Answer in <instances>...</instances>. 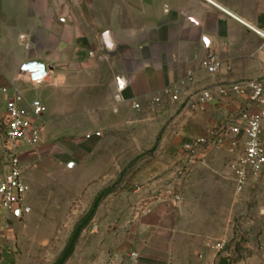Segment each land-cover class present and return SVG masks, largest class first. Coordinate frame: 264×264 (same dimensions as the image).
I'll return each instance as SVG.
<instances>
[{
    "label": "crops",
    "instance_id": "1",
    "mask_svg": "<svg viewBox=\"0 0 264 264\" xmlns=\"http://www.w3.org/2000/svg\"><path fill=\"white\" fill-rule=\"evenodd\" d=\"M262 35L264 0H0V162L2 119L10 93L17 91L25 111L33 101L44 107L37 119L39 143L19 149L22 177L39 163L76 168L89 160L94 176L85 188L96 182L106 186L117 157L129 154L130 140L137 144L133 151L146 150L168 123L164 140L185 144L223 126L244 108L240 97L198 107L188 95L222 82L264 77ZM210 53L220 63L215 77L201 67ZM32 62L46 69L41 81L22 72ZM117 77L127 84L122 93L117 91ZM169 89L180 93L177 101L164 95ZM261 138L264 143V119ZM226 147L206 149L193 164L184 163L180 155L181 169L187 168L178 202L172 204V197H148L131 221L127 218L131 210L125 214L121 225L127 224L126 229L115 233L114 244L111 238L95 253L89 247L84 258L81 237L72 260L79 264L231 261L224 246L234 237V220L248 189L261 182L259 176L251 178L244 192L236 195ZM162 148L155 164L163 161V155L172 165L177 152ZM158 172L154 165L132 182ZM261 214L244 254H237L233 264H264V211ZM69 235L58 240L59 252ZM50 240L49 235L40 243Z\"/></svg>",
    "mask_w": 264,
    "mask_h": 264
},
{
    "label": "rangeland",
    "instance_id": "2",
    "mask_svg": "<svg viewBox=\"0 0 264 264\" xmlns=\"http://www.w3.org/2000/svg\"><path fill=\"white\" fill-rule=\"evenodd\" d=\"M167 126L168 123L162 127L152 147L146 150L133 151L137 144L130 140L129 154L117 157V165L107 173L110 182L106 186L96 182L85 188L84 184L94 176L95 167L89 160L76 168H67L62 164L45 166L44 163H39L28 169L23 180L29 188L26 206L29 207L30 214L21 221H14L12 225L14 238L12 240L10 237L7 242L9 255L6 264H54L63 251L59 252L58 240L72 233L75 224L89 211L94 198L105 189H110L112 193L101 203L103 206L99 215H95L80 235V256L84 258H87L89 247L95 253L104 249L111 238L114 239V244L117 238L115 233L119 234L126 229L127 224L121 225L125 214L131 210L127 217L131 221L134 213L148 201V197L170 198L178 195L187 168L181 169L180 155L184 144L175 145L170 140H164ZM116 146L120 147V141ZM145 146L148 144L145 143ZM159 148L163 152L170 148L177 152L174 154L177 159L172 165L164 160L166 158L163 155L160 157L163 161L155 164ZM154 165L159 171L157 175L140 182H132L139 173ZM259 182L261 185L248 189L241 213L234 220V237L224 246L230 260H234L237 254H244V246L250 238L249 233L260 222L261 212L264 211V173L259 176ZM229 191L227 186L224 192L228 195ZM49 235V244L42 245L40 241ZM35 245L39 246L36 248L38 252L30 250ZM72 256L66 264H79L72 260Z\"/></svg>",
    "mask_w": 264,
    "mask_h": 264
},
{
    "label": "built area",
    "instance_id": "3",
    "mask_svg": "<svg viewBox=\"0 0 264 264\" xmlns=\"http://www.w3.org/2000/svg\"><path fill=\"white\" fill-rule=\"evenodd\" d=\"M264 39V35H262ZM202 69L211 77L220 70V63L210 53L201 63ZM117 91L122 93L127 84L122 77L115 79ZM4 93L9 91L3 90ZM2 124L4 127V155L0 162V264L7 252V242L14 238L12 225L30 213L24 203L27 192L22 177L19 158L21 146L34 147L39 143L41 127L37 119L44 112L38 101H33L25 111L21 105L23 96L10 93ZM172 101H177L180 93L169 89L164 91ZM195 106L210 102L240 97L245 100L244 108L226 124L199 138L191 139L182 146L181 156L186 164L195 163L203 151L218 149L226 145L227 167L233 175L234 192H244L249 180L264 173V143L261 138V122L264 119V77L255 80L222 82L188 95ZM155 102L160 99L156 98ZM178 195L172 196V204L178 202Z\"/></svg>",
    "mask_w": 264,
    "mask_h": 264
},
{
    "label": "trees",
    "instance_id": "4",
    "mask_svg": "<svg viewBox=\"0 0 264 264\" xmlns=\"http://www.w3.org/2000/svg\"><path fill=\"white\" fill-rule=\"evenodd\" d=\"M110 189H105L102 192H100L93 200L92 205L90 206L89 211L86 213V215L80 219L74 226L72 233L69 236V239L55 261L54 264H66V262L70 259V257L73 255L75 247L77 245V242L80 238L81 233L84 231V229L90 224V222L94 219L96 212L100 206V204L103 202V200L108 197L111 194ZM238 253V252H236ZM233 260L227 261L225 259H220L218 264H233Z\"/></svg>",
    "mask_w": 264,
    "mask_h": 264
},
{
    "label": "water",
    "instance_id": "5",
    "mask_svg": "<svg viewBox=\"0 0 264 264\" xmlns=\"http://www.w3.org/2000/svg\"><path fill=\"white\" fill-rule=\"evenodd\" d=\"M22 72L29 73L32 81H41L47 75L44 65L40 62L25 64L22 67Z\"/></svg>",
    "mask_w": 264,
    "mask_h": 264
}]
</instances>
